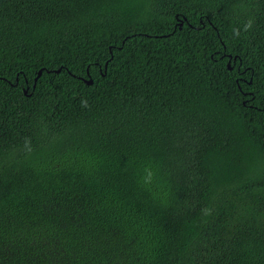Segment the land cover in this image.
Instances as JSON below:
<instances>
[{
  "label": "trees",
  "instance_id": "obj_1",
  "mask_svg": "<svg viewBox=\"0 0 264 264\" xmlns=\"http://www.w3.org/2000/svg\"><path fill=\"white\" fill-rule=\"evenodd\" d=\"M0 264H264V0H0Z\"/></svg>",
  "mask_w": 264,
  "mask_h": 264
},
{
  "label": "water",
  "instance_id": "obj_2",
  "mask_svg": "<svg viewBox=\"0 0 264 264\" xmlns=\"http://www.w3.org/2000/svg\"><path fill=\"white\" fill-rule=\"evenodd\" d=\"M227 66L230 68L231 66H230V64L229 63H227ZM40 74V70L38 71V73H37V75L34 77V80H36V78H37V76ZM85 81L87 82V83H91V78H88V79H85Z\"/></svg>",
  "mask_w": 264,
  "mask_h": 264
}]
</instances>
